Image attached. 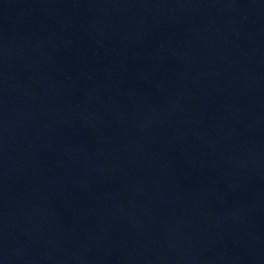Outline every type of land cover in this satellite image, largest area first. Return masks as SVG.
I'll list each match as a JSON object with an SVG mask.
<instances>
[{
	"label": "water",
	"instance_id": "1",
	"mask_svg": "<svg viewBox=\"0 0 264 264\" xmlns=\"http://www.w3.org/2000/svg\"><path fill=\"white\" fill-rule=\"evenodd\" d=\"M0 264H264V0H0Z\"/></svg>",
	"mask_w": 264,
	"mask_h": 264
}]
</instances>
